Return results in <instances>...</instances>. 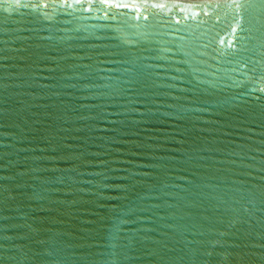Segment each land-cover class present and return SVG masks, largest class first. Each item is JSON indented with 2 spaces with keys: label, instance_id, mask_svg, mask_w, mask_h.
Returning <instances> with one entry per match:
<instances>
[{
  "label": "water",
  "instance_id": "95a60500",
  "mask_svg": "<svg viewBox=\"0 0 264 264\" xmlns=\"http://www.w3.org/2000/svg\"><path fill=\"white\" fill-rule=\"evenodd\" d=\"M0 264H264V0H0Z\"/></svg>",
  "mask_w": 264,
  "mask_h": 264
},
{
  "label": "bare ground",
  "instance_id": "6f19581e",
  "mask_svg": "<svg viewBox=\"0 0 264 264\" xmlns=\"http://www.w3.org/2000/svg\"><path fill=\"white\" fill-rule=\"evenodd\" d=\"M187 1H196V0H187Z\"/></svg>",
  "mask_w": 264,
  "mask_h": 264
}]
</instances>
